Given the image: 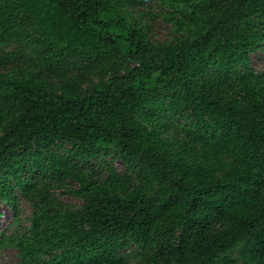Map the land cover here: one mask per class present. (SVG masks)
Segmentation results:
<instances>
[{"label": "trees", "instance_id": "1", "mask_svg": "<svg viewBox=\"0 0 264 264\" xmlns=\"http://www.w3.org/2000/svg\"><path fill=\"white\" fill-rule=\"evenodd\" d=\"M150 1L0 0V196L83 199L43 208L25 264H264V0H161L163 41ZM108 155L131 173L90 175Z\"/></svg>", "mask_w": 264, "mask_h": 264}, {"label": "rangeland", "instance_id": "2", "mask_svg": "<svg viewBox=\"0 0 264 264\" xmlns=\"http://www.w3.org/2000/svg\"><path fill=\"white\" fill-rule=\"evenodd\" d=\"M132 10L136 15H143L149 22L153 39L172 40L176 36L172 21L164 16V12L168 10L161 0H151L147 4L137 5ZM251 58L254 68L264 73V50L253 53ZM112 168L119 173L130 172L122 159L108 155L104 158L92 159L90 175L104 178L109 175ZM41 179L43 193L29 197L20 189H16L15 201H6L0 196V242L4 244L0 245V264H25L17 244L22 241H32L36 232L35 217L44 207L48 206L50 212L57 213L68 207L80 208L83 204V199L76 192L80 184L74 178L57 179L44 175ZM120 252H127L126 260L129 264H139L142 254L136 245L122 248ZM53 254L55 255L56 252ZM53 254H43L42 257L49 261L53 258Z\"/></svg>", "mask_w": 264, "mask_h": 264}]
</instances>
